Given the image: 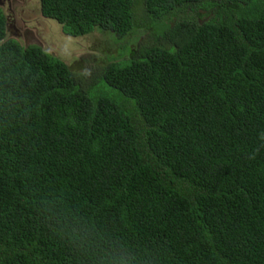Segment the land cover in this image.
<instances>
[{
  "label": "trees",
  "instance_id": "16d2710c",
  "mask_svg": "<svg viewBox=\"0 0 264 264\" xmlns=\"http://www.w3.org/2000/svg\"><path fill=\"white\" fill-rule=\"evenodd\" d=\"M118 48L91 72L0 9V264H264V0H39Z\"/></svg>",
  "mask_w": 264,
  "mask_h": 264
},
{
  "label": "rangeland",
  "instance_id": "374dc122",
  "mask_svg": "<svg viewBox=\"0 0 264 264\" xmlns=\"http://www.w3.org/2000/svg\"><path fill=\"white\" fill-rule=\"evenodd\" d=\"M22 7L25 8L24 17L19 16ZM15 13L20 36L8 32L9 38H15L25 46H41L77 71L91 72L103 64L102 59L107 55L117 54L118 48L103 32L95 31L78 38L66 35L61 24L42 15L39 0L17 5Z\"/></svg>",
  "mask_w": 264,
  "mask_h": 264
},
{
  "label": "flooded vegetation",
  "instance_id": "af4514ba",
  "mask_svg": "<svg viewBox=\"0 0 264 264\" xmlns=\"http://www.w3.org/2000/svg\"><path fill=\"white\" fill-rule=\"evenodd\" d=\"M29 0H0V9H2L6 15V21H7V30L12 35L20 36V30L17 27L16 23V6L20 5L24 2V4L27 3ZM21 12L19 13V16L24 17L25 14V8L22 7Z\"/></svg>",
  "mask_w": 264,
  "mask_h": 264
}]
</instances>
